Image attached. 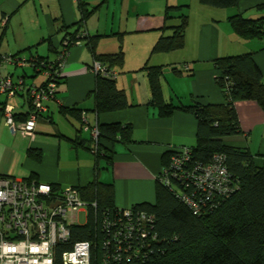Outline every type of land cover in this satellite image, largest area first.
Segmentation results:
<instances>
[{
	"label": "crops",
	"instance_id": "crops-1",
	"mask_svg": "<svg viewBox=\"0 0 264 264\" xmlns=\"http://www.w3.org/2000/svg\"><path fill=\"white\" fill-rule=\"evenodd\" d=\"M30 1L0 0V54L36 53L55 58L64 38L81 28L88 30L96 46L94 51L84 40L70 47L63 80L46 102L47 109L39 114L34 136L14 130L6 122L9 108L16 120L28 118L32 106L27 90L14 96L0 93V175L35 177L59 187H86L98 181L113 185L118 207L155 204L157 176L168 151L196 144L197 118L182 107L227 102L216 80L215 60L250 53L264 76V37H244L230 21L234 15L246 17L245 12L246 18L263 16L260 6L264 0H239L232 7L206 5L200 0H41L35 4L42 8V16L35 7L32 25L24 21L16 24L15 17ZM81 2L89 10L85 21H81ZM168 6L184 7L171 11L167 19ZM182 13L189 15L184 45L172 51H154L160 38L171 35L173 27L180 24ZM119 51L124 52V62L114 67L117 85L126 92L130 105L99 114L92 93L97 75L91 72V65L96 55ZM19 67L3 62L0 72L14 81L24 77L27 85L44 84L43 73L32 66L22 71ZM149 67H161V99L178 107L169 116L161 114L153 99ZM73 109L87 111L84 116L91 126L132 125L131 141L103 138L112 160L108 162L102 155L98 159L90 149L96 145L92 132L84 128V118L77 117ZM236 110L242 133L225 140L264 155V110L249 100L237 102ZM30 150L40 152L41 158L32 157ZM83 197L89 201L85 193Z\"/></svg>",
	"mask_w": 264,
	"mask_h": 264
},
{
	"label": "trees",
	"instance_id": "trees-1",
	"mask_svg": "<svg viewBox=\"0 0 264 264\" xmlns=\"http://www.w3.org/2000/svg\"><path fill=\"white\" fill-rule=\"evenodd\" d=\"M200 2L216 7H232L237 5L239 0ZM85 5L84 2L79 4L83 12L81 21H85L89 14ZM183 7L168 6L166 18L170 17L171 11ZM260 8H264V4H261ZM179 17L180 24L173 27L171 35L160 38L154 51H172L184 45L189 15L182 13ZM230 21L236 32L244 37H264V15L246 18L238 14L230 17ZM82 30H85L87 35L80 39V44L84 40L89 41V46L95 51L96 40L90 37L87 29L81 28L73 35L67 33L69 36L64 40L76 39V35ZM50 42L53 44L52 40ZM73 45L77 44L69 45L68 51ZM38 56L40 60L50 59ZM95 60L114 69L124 62V52L99 54ZM215 65L219 71L216 80L227 102L222 104L196 102L182 107L194 113L198 124L196 144L188 148L192 151L194 161L202 164L212 162L217 153L223 154L225 164L237 181L238 188L225 198L217 196L212 204L208 203L205 210L195 213L188 204L177 198L171 189L163 186L157 176L156 203L132 206L135 210H147L154 216L152 232L157 238L151 242L148 250H142L140 256H132L131 259L123 255L117 261L105 263L103 260L105 238L91 217L87 223L71 229L72 234L68 242L56 246L54 264H64L63 252L70 250L77 240H89L92 243V264H264V155L253 154L248 147L236 146L225 140L227 137L242 133L236 110L237 102L255 101L264 110V76L250 53L219 57L215 60ZM149 70L153 99L162 109L161 114L169 116L178 107L164 104L161 99V67H149ZM62 80L63 77L59 79L58 87ZM92 93L96 103L94 110L99 114L124 109L130 105L126 92L117 85V78L97 75L96 87ZM73 110L81 120L87 114V111L81 109ZM98 128L100 136L97 149L94 146L90 149L98 159L102 155L109 162L112 160L108 152L110 147L103 142V138L113 142L131 141L133 127L116 122L98 124ZM172 152L168 151L166 154L165 166L169 165ZM30 155L37 159L41 158L40 152L35 150H30ZM77 187L81 193L82 191L85 193L89 201L97 200L98 213L107 208L117 207L112 184L94 181L86 187ZM55 188L59 186L55 185ZM129 253L132 254V250Z\"/></svg>",
	"mask_w": 264,
	"mask_h": 264
},
{
	"label": "built area",
	"instance_id": "built-area-1",
	"mask_svg": "<svg viewBox=\"0 0 264 264\" xmlns=\"http://www.w3.org/2000/svg\"><path fill=\"white\" fill-rule=\"evenodd\" d=\"M86 35L87 32L82 30L76 39L63 40L62 50L53 59L40 60L35 53L28 57L0 54V65L9 62L21 67L32 66L45 77L42 85H27L24 77L14 81L0 72V93L14 96L19 90L26 89L32 106L28 118L23 121L15 119L12 108L6 110V122L12 129L19 128L24 135L34 136L37 118L47 109L46 102L55 96L58 81L64 75L69 45L80 44V39ZM91 72L118 77L117 71L99 60H94ZM84 128L91 130L97 149L98 125L91 126L84 116ZM192 157L188 147L174 149L169 165L161 169L158 180L197 213L205 210L217 196L230 195L238 188V183L226 166L223 154H215L208 164L196 162ZM97 209V200L86 201L77 186L55 188L53 183L34 178L0 175V264H54L56 246L68 242L71 229L87 223L91 217L105 238V263L117 261L123 255L128 259L140 256L142 250H148L157 238L152 232L154 216L147 210L117 206L98 213ZM82 212L86 213L85 223L79 220ZM131 250L132 254L129 253ZM91 256L92 243L77 240L70 250L63 252V263L92 264Z\"/></svg>",
	"mask_w": 264,
	"mask_h": 264
},
{
	"label": "rangeland",
	"instance_id": "rangeland-1",
	"mask_svg": "<svg viewBox=\"0 0 264 264\" xmlns=\"http://www.w3.org/2000/svg\"><path fill=\"white\" fill-rule=\"evenodd\" d=\"M35 2L39 5L40 3H41V0H31L29 3H28V5L26 6V7H24L22 10H21V12H20V14L18 15L17 14V16L15 17V19H14V22L16 23V24H18L19 22H21V21H24L25 22V24H27V23H31V25H32V23H34L35 22V20H36V14H35V7L36 8H38V14L40 13L41 14V16L44 14L43 13V11H42V8L40 7V6H37L36 4H35ZM245 15H246V17L248 16V14H247V12H245ZM40 16V17H41ZM26 28H28L27 26H26ZM20 56H22V57H28L29 55H27V54H25V55H21L20 54ZM13 65V64H12ZM26 68V67H25ZM28 68H31V67H27V69ZM22 69H23V67H19V70H21L22 71ZM33 70V69H32ZM4 98V97H3ZM254 149V151H256V149H258V145L255 147V148H253ZM106 170H104V172H105ZM79 220H80V222L81 223H85L86 221H87V218H86V213L85 212H82L81 214H80V217H79Z\"/></svg>",
	"mask_w": 264,
	"mask_h": 264
}]
</instances>
